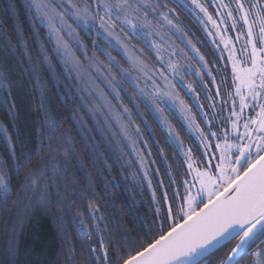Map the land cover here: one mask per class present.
I'll return each mask as SVG.
<instances>
[{
    "label": "trees",
    "instance_id": "obj_1",
    "mask_svg": "<svg viewBox=\"0 0 264 264\" xmlns=\"http://www.w3.org/2000/svg\"><path fill=\"white\" fill-rule=\"evenodd\" d=\"M165 1L216 69V52L194 17ZM80 32L90 49L91 36ZM142 50L152 64L151 51ZM123 101L140 121L126 94ZM139 105L153 134L147 139L149 184L130 171L95 124L89 97L59 59L29 1L0 0V264H122L184 219L177 214L185 160ZM171 119L190 140L183 124ZM233 242L205 264H218ZM259 247L264 228L235 264H253Z\"/></svg>",
    "mask_w": 264,
    "mask_h": 264
},
{
    "label": "rangeland",
    "instance_id": "obj_2",
    "mask_svg": "<svg viewBox=\"0 0 264 264\" xmlns=\"http://www.w3.org/2000/svg\"><path fill=\"white\" fill-rule=\"evenodd\" d=\"M28 1L130 171L149 184L153 134L139 104L178 148L188 175L177 218L220 193L264 151V0H171L202 29L216 69L165 0ZM80 31L91 36L90 49ZM258 250L253 264H264V248Z\"/></svg>",
    "mask_w": 264,
    "mask_h": 264
},
{
    "label": "water",
    "instance_id": "obj_3",
    "mask_svg": "<svg viewBox=\"0 0 264 264\" xmlns=\"http://www.w3.org/2000/svg\"><path fill=\"white\" fill-rule=\"evenodd\" d=\"M264 228V151L228 186L122 264H205L234 241L218 264H235Z\"/></svg>",
    "mask_w": 264,
    "mask_h": 264
}]
</instances>
